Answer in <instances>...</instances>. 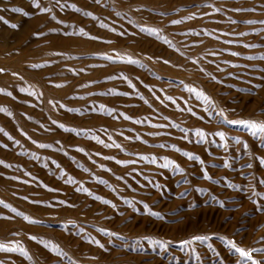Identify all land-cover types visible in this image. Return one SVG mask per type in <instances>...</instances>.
<instances>
[{"label": "rangeland", "instance_id": "1", "mask_svg": "<svg viewBox=\"0 0 264 264\" xmlns=\"http://www.w3.org/2000/svg\"><path fill=\"white\" fill-rule=\"evenodd\" d=\"M39 3L52 11L40 12L34 0H0V243L28 253L0 250V262L236 264L239 254L226 240L264 248V211L258 210L264 195H253L264 193V145L244 126L208 116L207 105L189 91H203L230 120L264 122V0ZM209 3L221 11L203 6ZM117 53L141 63L106 59ZM197 129L206 142L197 143ZM219 131L226 137L214 135ZM169 160L185 171L163 168ZM205 168L212 180L204 178ZM196 235L210 238L191 247L179 243ZM152 239L172 243L163 251ZM253 257L264 264V252Z\"/></svg>", "mask_w": 264, "mask_h": 264}, {"label": "snow or ice", "instance_id": "2", "mask_svg": "<svg viewBox=\"0 0 264 264\" xmlns=\"http://www.w3.org/2000/svg\"><path fill=\"white\" fill-rule=\"evenodd\" d=\"M34 2H35V6L39 9L40 12H51L52 11L51 7H42L40 5V3H39V0H34ZM96 2L99 3V0H96ZM56 6L63 7L64 5L60 4V0H56ZM203 6L212 8L216 12L221 11L220 8H216L215 5L211 4V3L205 4ZM241 10H243V9H236V11H241ZM88 15H91V13H88ZM191 18L192 17H187V19H191ZM180 22L181 21H179V20L172 21V23H174V24L175 23H180ZM12 27L16 28V27H18V25L14 24V25H12ZM80 31H81V33H83L84 29L82 28V29H80ZM143 32H150L153 35L158 34V31L156 29H153V28H144ZM36 35L39 36V35H42V33H37ZM120 35L123 36L124 33L121 32ZM92 39H97V37H92ZM166 43H167V41H166ZM251 46L252 45H248V47H251ZM213 55H216V53H213ZM233 55H238V53H233ZM106 59H108L109 61L120 60V61L126 62V63H128L130 65H136V64L141 63L139 60L134 59L132 56H121L119 53H117L116 56H107ZM150 59H151V57H150ZM165 63H167V61H165ZM32 67L33 68H40V67H42V65L34 64V65H32ZM3 71H4V69L0 68V72H3ZM13 75H16V73H13ZM111 78L112 77H109V79H111ZM124 79L126 81H128V83H131V81L128 80L127 77H124ZM59 86L60 85H57V87H59ZM2 91H4V89L0 88V92H2ZM21 91H26V89L22 88ZM189 91L195 93L197 95V97L202 99L203 102L207 105V107L205 108V112H206V114L208 116L215 115L220 121H223L226 124H235V125L244 126L245 128L248 129V131L251 133L252 136L257 137L259 139V142H260L261 145H264V122H257L255 120H250V119H233V120H230V119L227 118V116L225 114V111L223 109H220L219 111H217L218 105L215 103V101L212 100L211 97H209L203 91L197 90V89H194V88H190ZM127 94L128 93H123V95H127ZM9 95H11V93H9ZM32 95H35V93L33 92ZM157 99H159V97H157ZM169 99H171V97H169ZM0 110H3V109H0ZM188 111L191 112L192 110L188 109ZM8 114L11 115L10 112ZM109 114H111V113H109ZM193 115H195V113H193ZM126 119H131V117H126ZM201 119H203V117H201ZM136 123H142V121L137 120ZM60 127L64 128L65 126L61 125ZM176 127H179V125H176ZM65 130H67L69 132L79 131L80 134H87V131H89V130H85L83 128H81L79 130L72 129V128H66ZM0 131H3V129H0ZM25 135H26V133H25ZM196 135L199 137V140L197 141V143H201V142H206L207 141V134L202 129H197L196 130ZM214 135L220 136L221 138H225L226 137V133L223 132V131L216 132V133H214ZM182 138L187 140L188 139L187 134H185ZM93 139H98V137L94 136ZM128 139H132V137H128ZM137 139H138V137H137ZM15 142L19 143V141H15ZM34 143H35V141H34ZM100 143L104 144V141L101 140ZM237 143H240V141L238 139H237ZM4 146L7 147V145H4ZM104 146L105 147H116V148H120L121 147V145H119V144H105ZM169 146L172 147V148H177L176 145H169ZM221 146L225 149V151H227V149L229 147V144H228L226 139L224 140V143ZM243 146L245 148L248 147L247 144H244ZM40 147L41 148H48V147H51V145L50 144H40ZM161 147H164V145H161ZM177 150L181 151L180 149H177ZM78 151L84 152L85 149L79 148ZM182 154L184 156L188 157L190 160L198 161L201 166L204 165L203 158L199 157L195 153L189 152V151H183ZM96 155H100V153L98 152V153H96ZM249 155H251V153H249ZM104 159L110 161V160L115 159V157L114 156H105ZM143 159H149V157H143ZM151 162L155 163L156 161H155V159H152ZM0 163H3V161H0ZM116 163L117 164H134V163H136V161L135 160H116ZM259 163H264V156L260 157ZM8 166L11 167V165H8ZM252 166H253L252 163L248 164L249 168H251ZM101 167L103 168L104 165H101ZM162 167L163 168L171 167V168H173V171L180 172V173H183L185 171L184 168H182L178 163H176L175 161H172V160H169L168 162L164 163L162 165ZM225 167H232V164L229 163L227 160H225ZM85 170L87 171V169H85ZM203 176L207 180H212L213 179V177L208 174V171H207L206 168L203 170ZM94 178L99 180L100 183H105V181H103L100 177H94ZM182 178L185 179V182H187V177H182ZM71 182L72 183H77V181H75V179H71ZM216 183H219V180H217ZM259 183L260 184H264V179H260ZM230 186L233 187V188L237 187L236 184H231ZM156 187H162V186L161 185H156ZM77 191L86 192L89 195H92L91 190L87 189V188H78ZM185 191H187V190H185ZM199 191L203 192L204 189L201 188V189H199ZM253 195L261 196V195H264V193L253 191ZM95 199L96 200H102L104 204H111V206L113 208L116 207V205L112 201L104 199L103 197L95 196ZM216 199H217L216 197H213V200H216ZM2 203H4V202L0 201V204H2ZM59 203L60 204H65L66 201H60ZM217 203H220L221 206L223 205L222 201H218L217 200ZM256 203H259V202L257 201ZM5 206L6 207H11L10 205H5ZM258 210L259 211H264V205H261ZM13 211H15V209H13ZM151 215L152 216H159L161 219H163V214L161 212L151 211ZM25 219H30V218L26 216ZM31 222L32 223H40L41 221L32 220ZM101 231L104 232L106 235H110L112 237H116V236L119 235L118 233L111 232L108 229H101ZM209 238L210 237H208V236L196 235V236L191 237L190 239L181 240L179 243L181 245H183V246L191 247L193 242H195V241H206ZM31 239H37V237L33 236V237H31ZM85 239H90V237H85ZM145 239H150V238L149 237H145ZM151 242H152V245H153L154 249H155L156 246H158L163 251H166L168 249V247L170 246V244L172 243L171 241L161 240V239H152ZM95 243L97 245H99L101 248L104 247L103 244H100L99 240H96ZM226 243L231 247V249L235 250V252L239 254L240 259L236 262V264H249V261H251V264H262L261 260L254 259L253 252H264V248H254V249H251V250H246L244 247H238L237 244L233 240H226ZM140 247L142 248L143 245L141 244ZM0 250L13 251V252H22V253H24L26 255L28 254L27 250L22 248V247H8V246H6L5 244H2V243H0ZM0 264H2V262H0Z\"/></svg>", "mask_w": 264, "mask_h": 264}]
</instances>
